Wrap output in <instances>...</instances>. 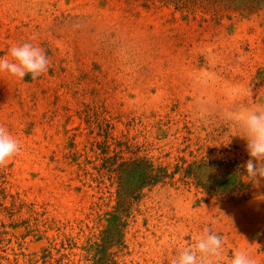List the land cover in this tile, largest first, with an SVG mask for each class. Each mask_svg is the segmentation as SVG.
I'll use <instances>...</instances> for the list:
<instances>
[{"label": "rangeland", "instance_id": "obj_1", "mask_svg": "<svg viewBox=\"0 0 264 264\" xmlns=\"http://www.w3.org/2000/svg\"><path fill=\"white\" fill-rule=\"evenodd\" d=\"M25 41L50 66L0 74V124L22 144L0 168V264H100L117 188L99 173L106 145L170 170L249 158L225 114L264 103V0H0V57ZM178 177L144 188L106 263L169 264L212 226L224 264L245 248L264 264V186L217 197Z\"/></svg>", "mask_w": 264, "mask_h": 264}, {"label": "clouds", "instance_id": "obj_2", "mask_svg": "<svg viewBox=\"0 0 264 264\" xmlns=\"http://www.w3.org/2000/svg\"><path fill=\"white\" fill-rule=\"evenodd\" d=\"M50 60L46 51L31 42L11 46L7 56L0 57V74L24 80H36L48 71ZM211 78L210 74H207ZM248 95L253 96L251 89ZM225 119L239 129V136L246 141L247 161L241 165L242 175L254 187L264 186V103L239 104L229 109ZM22 151V144L0 124V168L6 167ZM225 238L214 227H205L189 245L180 246L169 264H224ZM229 264H258L250 249L235 250Z\"/></svg>", "mask_w": 264, "mask_h": 264}, {"label": "trees", "instance_id": "obj_3", "mask_svg": "<svg viewBox=\"0 0 264 264\" xmlns=\"http://www.w3.org/2000/svg\"><path fill=\"white\" fill-rule=\"evenodd\" d=\"M102 163L99 173L106 175L108 179H114L117 184L116 203L108 215V227L103 231V243L98 245L100 256L96 262L100 264L110 263L111 256L106 254L104 244L112 243L115 238L122 239L124 229L128 224V217L134 201L140 200L144 188L153 187L167 180L173 181L176 175L185 183H192L197 188L211 196H231L232 198L244 196L248 192L251 183H248L239 171H243L241 163L237 160H225L216 158H200L188 162L180 159L170 170L168 166L155 163L145 156L125 158L117 153L110 155L107 145L103 148ZM226 176V180L215 186L216 176ZM103 246L105 248L103 249ZM106 263V264H107Z\"/></svg>", "mask_w": 264, "mask_h": 264}]
</instances>
